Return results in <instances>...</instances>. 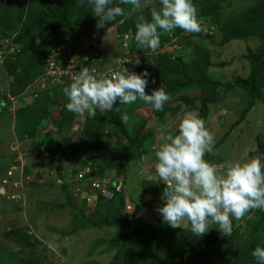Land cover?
Returning a JSON list of instances; mask_svg holds the SVG:
<instances>
[{
    "label": "rangeland",
    "instance_id": "obj_1",
    "mask_svg": "<svg viewBox=\"0 0 264 264\" xmlns=\"http://www.w3.org/2000/svg\"><path fill=\"white\" fill-rule=\"evenodd\" d=\"M28 1L29 0H26L25 2V9L28 7ZM260 1L261 0H206L201 7L199 6L197 9L198 16L202 22L205 21L206 23L207 21L206 24L209 25L211 21L207 13L210 12L209 9L218 8L220 12L219 15L226 18L232 12H237L239 14L244 13L245 9L252 5V7H255L257 17H259L258 11L260 8H256V5H258ZM57 2L59 3L58 7H56V5L53 7L46 6L45 8L39 6L34 7V12H39L44 9L48 13L44 23L35 17H31L29 21L24 20L29 12H23V21L18 27H22L23 23L27 22H29L30 26L32 22L43 25L39 27L38 30L40 31L33 29L38 31V35L34 34L32 39L27 38L23 41V37L25 36L21 38L23 47L25 45V49L27 48L26 56L20 59L21 63H18L17 59L12 62L7 60L0 62V86L2 89V86H4V89L8 90V84L11 86V90L18 86L14 76H11L13 79L11 81V78H7L5 74H13V72H16L18 73L16 78L18 82H21L24 81L22 75L27 74L29 70H33V72L36 71V74L39 70H42V72L44 71L45 63L43 65L41 61L44 57L47 58L48 52L56 46H51V48H49L50 46L46 42L42 52L43 58L42 56H36L38 51L40 52L43 47L41 44L45 39L43 37L45 31H47L46 40L48 39L50 42L54 41L57 35H60V40L68 34L69 36H74L79 33L83 34L89 32L90 35H94V40L101 41V50L96 59L97 66H93L97 71L114 68L117 65L114 61L122 56L121 61L123 62L120 64H123L129 71L141 74V71L146 69L148 62L157 59L159 54L156 55L155 53L164 51L173 52L178 49V46H168L166 49L159 48L156 52H152L142 49L140 46L136 47L133 45L129 50L130 53L125 55V53H123L121 41L119 42V38L116 37L118 30L122 29L120 27V25H122L121 22L115 25L107 24L104 28L97 29L99 18L94 16L92 7L88 3L86 4V0H83V3H81V0H58ZM113 2L115 1L113 0ZM141 2L145 4V6L135 11L133 10V6L124 5V9L126 7L128 8L125 9L123 19L129 18L137 11H141L146 7L150 9L156 8L157 10L162 7L160 0H147L146 3L145 0H141ZM83 7H85V15L83 14ZM65 11L67 13L66 19L64 18ZM69 11H76V14L68 18L70 14ZM12 14H15L14 10ZM210 17L212 16L210 15ZM3 19L5 21H10L13 17L8 15ZM10 22H12V20ZM72 23L73 26L71 27ZM109 28L110 31H108ZM260 28L262 29L261 26ZM0 31L4 30L0 29ZM218 39V37H215L216 43H218ZM27 40L29 41L25 42ZM37 40L40 41L39 44L36 43ZM247 41L248 43L245 44L250 45L248 49L252 51L253 55L255 54L253 64L246 59V56H250L247 52L248 49L245 51L241 49L242 47L238 48L237 45L239 44L236 43L237 40L225 45L216 43L207 45L205 42L204 44L209 47L212 52L210 60L213 64L212 67L208 69L207 76L215 81H220L222 84L235 79H247V77L251 76L253 68H259V65L264 62L263 59L259 58L260 55H264V41L261 42V47L256 37H249ZM209 42L212 43L211 41ZM200 43L203 44V42ZM37 48L38 51L36 52ZM191 51L192 49L190 48L186 49L187 53ZM188 55L189 54H186V56ZM34 58L37 61L35 63L36 65H34L32 69H27ZM223 63H227V66H225L226 68L221 65ZM35 77L34 75V78ZM26 87L27 89L30 88L26 93L28 104H23V100L18 98V95L15 96L18 98L17 105L13 106L11 105L12 102H10L5 106L9 111L7 114L11 115L12 118H8L4 121L10 124L9 122L12 120L15 124L13 137L16 143L13 148L14 152L10 148L12 141L11 137H7L8 135L3 134L4 139H1L3 136H0V180L1 177L4 176L3 168H5L4 165L7 163L6 155L9 156V158L12 157L11 161L14 158L17 159L18 155L20 156L21 163L25 166L23 168V176L27 177V179L23 180L21 185L15 186V190L19 194H23L21 191L22 186L25 190L23 194L24 198L20 203L12 199L13 194H15L14 190L9 189L6 191V195L0 196V264H116L115 254L120 253V255L123 256L125 253V250H122L123 253L119 252V250H121L119 247L122 243H124V248L127 247L132 258L135 254H144L145 258L148 259L145 260V264H149L152 261L159 262V264H210L209 261L220 262L222 260L231 261L232 259H234L232 261L233 264H247L255 260L254 257H250L251 253H249L248 256L245 253L243 256L237 252L234 245L239 241L238 243L243 245L239 249H245L250 243L254 242L255 246L252 248L251 252L260 244L264 246V227H262L264 222L263 224L262 222H257L260 217V213H257L258 210L256 213H249L242 220H233V232L229 237L222 236L218 229L214 227L206 235L197 237L190 231V224L185 222L182 227L179 228L188 232L186 233L187 239L184 240L183 250L179 248L181 244H178V241L181 242L182 240V235L174 231L175 229L171 226V231H174L173 237L167 235L163 240L159 239L154 242L147 240L148 237L145 236L146 233L141 230L137 234H134V225L131 224L134 220H132L131 213L127 215L129 220L126 217V222L119 225L117 228L97 227L74 229L77 222L82 224L81 220L86 222L93 218L96 202L91 197H89L88 200L87 198L82 200L80 196L74 195L73 190H70V186L68 190H65L63 186L56 181L60 177L65 179L68 178V171L73 161H67L65 158H63V160H53L51 158L52 150L50 148L52 144H56L58 137H62L56 132L57 128H60V115H57V111L61 110L68 103V100L66 102L63 93H60L62 90L55 92L53 95L51 93L50 95L38 93L40 90L39 82L33 86L27 85ZM188 95L194 98L196 92L190 91ZM262 95L264 96V88L262 89ZM250 96L249 90L235 88L227 92L225 99L221 100L219 103L213 104L210 113H208L206 117H201L205 121L206 128L215 137V155L206 154V160L217 165L222 164L226 160H239L243 162L244 160L252 158L251 152L260 151V147H264L263 143L260 142L261 139L264 141V102L256 101V103L253 104L254 99ZM181 105L182 106L179 105L177 99L169 98L164 104V106H169V109L164 114H162L161 111L154 110L152 106L148 104L145 106H136L134 103V106L130 108L128 112L129 121L125 125L130 136L142 138V142L138 148V157L129 159V163L123 168L125 169L123 174L117 175L112 171L104 176L111 177V179H118L119 176H123L122 183L125 184L127 189H125L123 193L124 206L126 204V199L130 198V196L125 197L126 191L134 196L137 195L138 199H144L145 202L150 200L149 198H153L158 201L159 206H162L160 200L162 193L160 191H162L166 185L148 181V177L154 175L152 165L155 162L154 150L156 146L163 141L166 135H174L177 133L179 120L184 113L188 112L185 106L183 104ZM26 106L33 108L31 109V113L27 115V117L30 118L25 119L24 115H22L21 118L27 121L29 120L31 127L34 129L33 133L35 134L33 135L35 136L33 138L27 137L26 139L18 140L16 132L20 131V125L17 124L19 120L16 116L21 109ZM20 107L23 108L20 109ZM175 107H180L177 115H170L173 111L172 109ZM222 107H224V109ZM221 110L223 111L221 112ZM98 111L103 113L100 109H98ZM194 112L199 114V111ZM73 115L75 120L72 123L69 133L64 136L66 143L76 146L80 143V140L82 142L85 138L82 136V123L85 121L86 116L81 118L75 113H73ZM0 122H2V119H0ZM49 126H52V129L48 131V136H44L43 133L46 132ZM9 129L10 127H7L6 131L9 132ZM102 137L104 144L115 146L116 137L110 134L109 130L104 129ZM59 142L61 141H58V143ZM100 147L105 152L106 146L101 145ZM3 180H8L11 186V183L19 181L18 172L13 173L11 176H7L6 174ZM152 186H156V189H152ZM5 187H7V185H5ZM106 197L111 198L112 196ZM155 206H157V204ZM132 209L131 206L129 212L132 211ZM155 209H157V207H155ZM155 209L152 208L148 210L144 203L141 214L137 216L141 218L142 222L148 225L162 227L164 224L162 216L156 214L159 219L157 221L158 223L154 219ZM81 211L84 213V219L78 216L81 214ZM135 218L136 220L138 219L137 217ZM247 219L253 220V222L246 224L245 220ZM7 231L16 232L15 236L12 235V238H9L10 241L4 240L7 237ZM130 235L131 241L127 242L128 236ZM14 239L15 241H13ZM116 239H119L118 243L114 245V249H112L110 245H108V242ZM209 239L211 242H208ZM234 240L236 241L234 242ZM144 243L150 244L144 246ZM191 257H197V260L193 262L191 261ZM138 263L139 258L131 262V264ZM118 264H126L125 257L120 258Z\"/></svg>",
    "mask_w": 264,
    "mask_h": 264
},
{
    "label": "clouds",
    "instance_id": "obj_2",
    "mask_svg": "<svg viewBox=\"0 0 264 264\" xmlns=\"http://www.w3.org/2000/svg\"><path fill=\"white\" fill-rule=\"evenodd\" d=\"M88 4L92 7L94 16L99 18L97 29L104 28L109 23L113 24L118 17L125 15V9L119 6L121 4L133 6L134 11L145 6L141 0H119L118 4H114L113 0H88ZM160 4L162 7L159 10L151 9L150 20L144 15L137 17L134 39L142 49H149L152 52H156L159 48L166 49L165 46L160 47L161 35H170L177 28L183 30V34L186 35L189 33L212 34L205 21L200 20L197 7L192 0H160ZM15 33H17L16 40L21 44L18 40L20 31L17 30L12 34ZM132 37L131 34V40ZM174 39L171 42L177 47ZM247 39L237 41H247ZM36 43L39 44L40 41L37 40ZM131 47L130 43L129 48ZM22 49L23 45L20 53ZM20 53L6 59L16 57ZM114 63L119 65L121 62L115 60ZM148 75L147 71L137 74L124 67L117 68L110 74L97 76L90 72L88 67H82L79 72L71 76V83L63 89L68 100L65 107L81 118L85 116L95 118L97 109L112 111L115 108L120 112V107H114L117 102L120 106H125L132 105L137 100L151 105L156 111H162L169 96L163 85L159 89H154L151 94H147L148 79L146 77ZM256 101L264 102L255 99L253 104ZM120 120L123 124L128 123L129 115L126 110L121 113ZM63 137L64 139L58 140L61 141L59 143L56 141V144L60 146L64 141L73 154L72 157L65 156L67 161L73 160L69 173L72 169L79 171L87 167L80 168L78 161L90 163L91 159L104 153L98 145L87 147L84 143L80 144L81 142L80 145H70L65 142L64 135ZM214 144L215 137L206 128L205 121L196 112L188 111L179 120L177 133L166 135L156 146L155 162L152 165L154 175L148 177V181L166 185L160 196L162 206L157 208L163 222L174 229L181 228L187 222L190 224V231L197 237L206 235L213 227H216L222 236L229 237L233 232V220H242L252 210H264V161L261 156H255L243 162L226 160L217 165L205 159L206 154L215 155ZM80 147H83L84 152H90L93 149L102 152L93 157L83 158L78 155ZM16 160V158L13 159V164L6 174L11 176L8 172L12 171V167H17L12 174L18 172L19 181L21 178L22 184L25 180L24 170L20 172V163ZM77 172L68 175L67 180L60 177L56 181L63 186V189L68 190L70 186V190L74 192L73 177ZM86 177L94 176L87 173ZM3 181L6 183L3 182L2 185H7V190H14L13 195H19L21 199L18 202H21L25 193L23 186L21 187L23 194H19L13 186V183L17 181L11 183V186L8 180ZM124 191L125 189H122L121 192ZM96 200L97 195L95 202ZM127 206L130 207L129 210L131 206L133 208V205L125 204L126 216L132 212H127ZM251 256L255 258L257 264H264V248L257 246L251 252Z\"/></svg>",
    "mask_w": 264,
    "mask_h": 264
},
{
    "label": "trees",
    "instance_id": "obj_3",
    "mask_svg": "<svg viewBox=\"0 0 264 264\" xmlns=\"http://www.w3.org/2000/svg\"><path fill=\"white\" fill-rule=\"evenodd\" d=\"M58 0H29L28 1V7L27 9L24 8L26 0H0V29L4 31H0L1 34L9 35L13 32L19 30V36L18 40L21 41V38L23 36L24 39L30 38L32 39L34 34L38 35V30L40 26L43 24L32 22L31 26L29 25V22L23 23L22 27H18L22 23V16L23 12H29V14L25 17L24 20L29 21L31 17L38 18L43 23L47 19L48 13L46 10H41L39 12H34L35 6L43 7L46 6H55L58 7L59 3ZM114 4H118L119 0H114ZM206 0H193V4L199 8L205 2ZM88 3V0H86V4ZM122 8H124V5H119ZM14 7V8H13ZM260 8L258 11V16L255 10V7H252V5L248 6L244 13H237L232 12L228 17L224 18L221 17L220 12L218 8L215 9H209L210 12H207L209 14V19L211 20L209 25L207 27L212 31V34H205L201 35L200 33H189L188 35L183 34V30L177 28L175 29L170 35L169 34H162L161 39V45L168 47L173 46V43L171 40L175 38V44L179 46V49H176L173 52H167L164 51L160 53L157 56V59L148 62L146 65V69L144 71H141V74L145 71L149 73L148 77V86L146 88V93L151 94L154 89H159L162 85L168 94L169 98H174L178 100V103L180 106L183 104L185 106V109L188 111H199L198 114L200 117H206L208 113H210L211 107L213 104L219 103L221 100L225 99V95H227V92L232 91L235 88H243L244 90H249L250 97L252 99H260L261 101H264V96L262 95V89L264 87V62L259 65V68L254 67L251 76L247 77V79H235L233 81H228L226 83H221L220 81H215L211 79L208 75V69L212 67V63L210 60L211 51L210 48L207 47L204 43L206 42L207 45H213L215 42V37H218V43L219 45H225L233 40H245L248 37H256L260 47L261 42L264 41V0H261L258 5H256V8ZM84 8V15L86 13L85 7ZM128 8V7H126ZM125 8V9H126ZM13 10L15 11V14L13 13ZM70 14L68 16L71 17L74 14H76V11H69ZM11 15L13 17L12 22L5 21L3 18L6 16ZM139 15H144L149 20L151 19V9L149 7H146L142 9L141 11H137L133 15H131L129 18L123 19V17H118L113 24L109 23L110 25H115L118 22H120L123 19L122 25L120 27L122 29L118 30V32L122 31H128L131 30V33L133 35L131 44L132 46L135 45L138 47L139 45L135 41V24L137 22V17ZM210 15L212 17H210ZM67 13L65 11V19H66ZM257 17V18H256ZM207 23V21H206ZM57 24V23H56ZM61 25V23L59 22ZM73 26V23L71 24V27ZM262 27V29L260 28ZM70 27V28H71ZM118 27V28H120ZM36 29V30H33ZM35 31V32H33ZM159 31V30H158ZM46 32L43 33V37L45 38L43 43V47L41 48L40 52L38 51V48L36 49V52L38 51V54L36 56H42L43 58V50L44 45L47 42V44L50 46H55L60 41V35H57L54 39V41L50 42L48 39L46 40ZM117 32V33H118ZM48 36V35H47ZM46 40V41H45ZM22 41V42H23ZM29 40L25 41L28 42ZM211 41L212 43H210ZM200 42H203L200 43ZM48 48V49H49ZM192 49L190 53L186 52V49ZM26 50L25 45L22 49V52L14 57L12 61H15L17 59L18 63L20 62V59L26 56ZM149 51V49H146ZM171 50V49H168ZM250 56H246V59L250 61L251 64H253V59H255L254 55L252 54V51L250 49L247 50ZM186 54H189L186 56ZM192 55V56H191ZM35 56V58H36ZM20 57V58H18ZM191 57V58H189ZM32 59L31 64L27 67V69L31 68L36 65L37 62L36 59ZM260 59H263L264 61V55L259 56ZM45 57L42 59L41 64L44 65ZM11 61V62H12ZM258 61V59H257ZM223 67L227 66V63L221 64ZM257 65V64H256ZM31 71V72H30ZM36 71L33 72V70H29L27 74H23L22 77L24 78V81L18 82V79L16 76L18 73L13 72L11 73L12 76L15 77V80L17 81V87L12 88L10 91L11 94L15 97V95H19L24 88H26L27 85H31L37 77L41 74L42 70H39V72L36 74ZM25 73V71H24ZM34 75L36 76L34 78ZM34 78V79H32ZM155 81V83H153ZM70 83L58 86L51 89H42L39 93H45L47 95H50V93L53 95L55 92H58L59 90H62L60 93H63V89L67 87ZM26 85V86H25ZM25 86V87H24ZM61 87V88H60ZM56 90V91H54ZM194 91L196 92V95L194 98L190 97L188 95V92ZM49 97V96H48ZM63 97L66 99L64 93ZM197 100V101H196ZM181 103V104H180ZM141 104V105H140ZM135 105L139 106H145L146 104L143 101L137 100L135 102ZM29 106V105H27ZM25 107L21 109L19 114L16 116L18 117L19 122H17L20 128V131L16 132V136L18 137V140L26 139L27 137L33 138L35 135L34 129L31 127L29 120H24L22 115H24V118H30L27 117L29 113H31L32 107ZM132 105H125L120 106L119 102L114 107H120V112L116 111L114 108L112 111H103V113L99 112L98 109L96 111L95 118H90L86 116L85 121L82 123V136L85 137L84 140H80L81 143L86 144L87 147L92 145L106 146L105 152L101 154L98 157H95L90 160V163L88 161H78V166L80 168H84L86 166H89L91 168L90 175L97 177L101 179L106 174H109L110 172L114 171L117 175L123 174L125 168L124 166L129 163L130 158H136L138 157V148L142 142V138H138L137 136L133 137L130 136L128 133V129L125 124H123L120 120V115L123 111H130V108L133 107ZM122 107V109H121ZM180 107H175L172 110V113L175 114ZM169 109V106H163V110L161 111L162 114L166 113ZM132 110V109H131ZM175 110V112H174ZM30 111V112H29ZM16 112V113H17ZM57 115H60V128H57L58 135H66L69 133L72 123L75 120L73 113L69 112L66 107L64 106L61 110L57 111ZM21 118V119H19ZM22 122V124H21ZM104 129L109 130V133L114 135L116 137V143L115 146H109L105 145L103 143V137L102 132ZM137 139V140H135ZM263 149V147H260ZM78 170L72 169L71 172L68 175H72L73 173L77 172ZM116 182H112L108 185V189L112 194L111 198L104 197L100 192L97 194V200H96V206L93 213V221L87 220L86 222L84 220H81L82 224L76 223L74 226V229H88V228H101V227H115L117 228L119 225L124 224L126 222L125 217L126 214L124 213V192H117L115 191ZM123 190L126 189L125 184H122ZM257 210H252L250 212L256 213ZM81 214L78 216L84 219V213L81 211ZM83 213V214H82ZM258 214L260 213V217L258 219V223L263 224L264 222V210H258ZM253 220H245V223H252ZM255 223V222H254ZM129 225V223L127 222ZM264 227V225H262ZM134 234H137L140 230L145 232V236L148 237L147 240L154 242L159 239L163 240L167 235L170 237H173V232H179L182 235L181 242L178 241L179 248L184 249V240L187 239L186 231H183L182 229L175 228L174 231H171V227L167 224H163L162 227H155L152 225H148L144 222L136 221L134 224ZM12 235H16L15 231H7V237L5 240H9V238H12ZM191 236V235H190ZM134 238V235H133ZM212 239H215L211 237ZM119 239H116L114 241L108 242L110 247L114 249V245L118 243ZM10 241V240H9ZM15 241V239L13 240ZM131 241V235L128 236V241ZM236 240H234L235 242ZM126 242V243H127ZM208 242H211L210 239ZM239 241H237L238 243ZM122 243V242H121ZM235 243L236 251L239 252L244 256L246 253L247 256L249 253H251L252 248L255 246L254 242L250 243L247 248L245 249H239L243 245L240 243ZM124 243L121 244L119 247V252L123 253L122 250H125L124 255H120V253L115 254L116 261L115 263L118 264V260L120 258L125 257L126 264H131V262L135 261L137 258H139V263L145 264V260H148L145 258V255L143 254H135L132 258V255L129 254V251L127 247L124 248ZM150 243H144V246ZM232 246V245H231ZM239 246V247H238ZM252 246V247H251ZM260 247L264 248L261 244ZM127 249V250H126ZM248 251V253H247ZM120 257V258H119ZM253 258L252 256H250ZM222 258V255H221ZM197 257H191V261H196ZM220 261V262H210V264H233L232 261ZM138 263V264H139ZM168 263V262H166ZM149 264H159V262L152 261ZM247 264H257V262L254 260L251 263Z\"/></svg>",
    "mask_w": 264,
    "mask_h": 264
},
{
    "label": "built area",
    "instance_id": "obj_4",
    "mask_svg": "<svg viewBox=\"0 0 264 264\" xmlns=\"http://www.w3.org/2000/svg\"><path fill=\"white\" fill-rule=\"evenodd\" d=\"M131 30L123 31L122 33H117L116 37L119 38V42L121 41V46L123 47V53L128 55L130 52V42H131ZM127 37V39H125ZM17 33L12 35H2L0 34V62L5 60L9 56H13L15 54L20 53L22 44L18 43L16 40ZM101 50V41L94 40V35H90L89 32L83 34H77L74 36L65 35L61 38L58 45L53 47L47 54V58L45 57V69L38 76V78L31 84L33 86L37 82L40 84V89H51L58 86H62L68 83H71V76L74 73L80 71L82 67H88L90 72L97 76H103L106 74H110L111 71L116 70L117 68L123 69L124 65L119 64L116 65L112 69H103L101 71H97L93 66H97L96 59L98 57V53ZM117 60L120 62L122 60V56L118 57ZM5 104L8 105L7 102H12L11 105H17L18 98L9 96L2 100ZM12 111V110H11ZM52 150L51 158L53 160H60L65 158V156L72 157L73 154L68 146L62 141V144L58 146V144H52L50 146ZM102 151L93 149L90 152L85 151L83 147H80L78 155L83 158L93 157ZM20 163L19 169L22 172L24 166L21 163L20 156L18 155L17 160ZM17 167H12V171L8 172V175H12V172L17 170ZM87 173H91V169L87 166L84 170H79L73 177V185H74V195L80 196L81 199L85 200L89 197L92 199H96V193L100 192L103 196H112L111 192L108 189V185L112 182H116L115 191L120 192L123 189L122 180L123 176H119L118 179H111V177H102L101 179L96 177H86ZM27 179V177H24ZM22 181V179L20 178ZM21 181H17L13 183V186L21 185ZM6 183V181H3ZM12 199L20 200L21 197L19 195H13ZM129 208L127 206V212H129Z\"/></svg>",
    "mask_w": 264,
    "mask_h": 264
},
{
    "label": "crops",
    "instance_id": "obj_5",
    "mask_svg": "<svg viewBox=\"0 0 264 264\" xmlns=\"http://www.w3.org/2000/svg\"><path fill=\"white\" fill-rule=\"evenodd\" d=\"M231 42H234V41H231ZM236 43H238L239 45H237L238 46V48H240V47H242L241 49L242 50H247L248 48H250V45H248V44H245V43H248V41H237ZM22 44V43H21ZM241 54H243V53H241ZM14 59V57H12V58H8V59H6L7 61H12ZM223 61V60H222ZM226 62V61H225ZM226 68V67H225ZM16 73V72H15ZM6 75V77L8 78V77H10L11 78V74H5ZM4 75V76H5ZM3 76V75H2ZM13 79L11 78V81H12ZM3 87V89L1 88V86H0V119H2V122H0L1 123V125H0V136H3V134H5V135H8L7 137H11V139H12V141H11V146H10V148H11V150L14 152V150H13V148L15 147V143H16V141L14 142V126H15V124H14V122H12V120L9 122L10 124H8V122H6V121H4V120H7L8 118L10 119V118H12V116L11 115H8L7 114V112H9L8 110H7V108H5V106L7 105V104H5V102H2V100L3 99H5V98H7L8 96H9V94H11V86L8 84V90L7 89H4L5 87L4 86H2ZM29 88V87H28ZM27 87L26 88H24L23 89V91L19 94V96L18 95H15V96H18V98H21V100H23V104H28L27 103V100H28V98H26V93L28 92V90L30 89H27ZM7 90V91H6ZM34 93H36V92H34ZM33 93V94H34ZM39 93V92H38ZM31 94V93H30ZM12 96V95H11ZM24 96V97H23ZM31 96V95H30ZM30 96H29V98H30ZM22 98H24V99H22ZM7 103H9V102H7ZM3 104H4V106H3ZM29 105H31V104H29ZM21 108V107H20ZM23 108V107H22ZM223 109H224V107H222ZM217 110H218V108H217ZM223 110H221V112H222ZM6 115V116H5ZM7 127H10V129H9V132H7L6 131V129H7ZM48 133V132H47ZM47 133L46 132H44L43 133V135L44 136H48L47 135ZM1 139H4V136L3 137H1ZM64 139V137L62 136V137H58V140H63ZM260 142H262L263 143V146H264V141L261 139L260 140ZM252 153V157H255V156H261V158H262V161H264V147H263V149H261L260 151L258 150L257 152H251ZM6 157H7V163H5V168H3V172H4V176H2L1 177V180H0V196L1 195H3L4 196V194L6 195V191H8V190H6L7 189V187H5V186H3L2 185V180L3 179H5V177H6V174L5 173H7V171L9 170V168H10V166L13 164V160L11 161V158L12 157H10L9 158V156H7L6 155ZM15 159V158H14ZM226 159V158H225ZM251 159V158H250ZM62 175V174H61ZM59 179V178H58ZM146 185V184H145ZM156 187V186H155ZM155 187H153L152 186V189H154ZM161 188H163V187H161ZM156 189V188H155ZM12 190V189H11ZM127 190V189H126ZM159 192V191H158ZM161 193L163 192V190L162 191H160ZM128 191H126V197L127 196H130V198H128V199H126V204L127 205H133V209H132V212H131V214H132V220H134V222L133 223H131L132 225H134L135 224V222L136 221H140L141 220V218H139L137 215H140L141 214V211H142V207L144 206V203H145V206H146V208L148 209V210H151L152 208L153 209H155V207H160L159 206V204H158V201H156L155 199H153V198H149L150 200H148V201H144V199H142V198H140V199H138L137 197V195L136 196H134L133 194H131V193H129V195H128ZM138 199V200H137ZM142 199V200H141ZM139 200H140V202H139ZM20 203V202H19ZM132 203V204H131ZM157 204V206H155ZM135 210H137V211H135ZM147 210V211H148ZM135 211V212H134ZM154 219H155V221L157 222L159 219H158V216L156 215V214H159L158 213V211H157V209H155V211H154ZM161 216V215H160ZM135 217H137L138 219L136 220V218ZM125 219H126V217H125ZM127 219H128V217H127ZM126 219V220H127ZM129 220V219H128ZM142 221V220H141ZM158 223V222H157ZM156 223V224H157ZM214 228H216V227H214ZM217 229V228H216ZM5 240V239H4Z\"/></svg>",
    "mask_w": 264,
    "mask_h": 264
},
{
    "label": "water",
    "instance_id": "obj_6",
    "mask_svg": "<svg viewBox=\"0 0 264 264\" xmlns=\"http://www.w3.org/2000/svg\"><path fill=\"white\" fill-rule=\"evenodd\" d=\"M50 129H52V126H49V128L46 129V133H47Z\"/></svg>",
    "mask_w": 264,
    "mask_h": 264
}]
</instances>
